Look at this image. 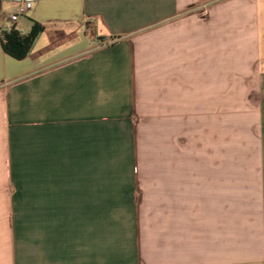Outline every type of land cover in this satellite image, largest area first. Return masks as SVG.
Returning a JSON list of instances; mask_svg holds the SVG:
<instances>
[{
    "label": "crops",
    "instance_id": "crops-1",
    "mask_svg": "<svg viewBox=\"0 0 264 264\" xmlns=\"http://www.w3.org/2000/svg\"><path fill=\"white\" fill-rule=\"evenodd\" d=\"M34 20L23 59L0 36V264H264V0Z\"/></svg>",
    "mask_w": 264,
    "mask_h": 264
},
{
    "label": "trees",
    "instance_id": "trees-1",
    "mask_svg": "<svg viewBox=\"0 0 264 264\" xmlns=\"http://www.w3.org/2000/svg\"><path fill=\"white\" fill-rule=\"evenodd\" d=\"M53 26L34 20L32 28L28 33H22L18 29H13L1 38L4 50L17 59L25 58L31 50L37 36Z\"/></svg>",
    "mask_w": 264,
    "mask_h": 264
},
{
    "label": "built area",
    "instance_id": "built-area-1",
    "mask_svg": "<svg viewBox=\"0 0 264 264\" xmlns=\"http://www.w3.org/2000/svg\"><path fill=\"white\" fill-rule=\"evenodd\" d=\"M6 1H16L19 6L16 11L10 12L9 14L2 10L0 17V36L1 38L5 33L16 29V23L21 16L25 15L28 10L32 7V2L34 0H6Z\"/></svg>",
    "mask_w": 264,
    "mask_h": 264
},
{
    "label": "rangeland",
    "instance_id": "rangeland-1",
    "mask_svg": "<svg viewBox=\"0 0 264 264\" xmlns=\"http://www.w3.org/2000/svg\"><path fill=\"white\" fill-rule=\"evenodd\" d=\"M13 8L12 6H10V9ZM232 122H234V120H231ZM231 148H233V144H231ZM232 154V152H231Z\"/></svg>",
    "mask_w": 264,
    "mask_h": 264
}]
</instances>
